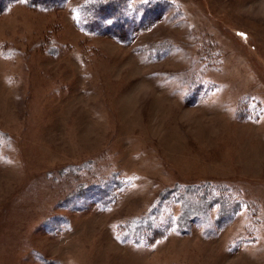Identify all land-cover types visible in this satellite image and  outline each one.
I'll use <instances>...</instances> for the list:
<instances>
[{
    "label": "rangeland",
    "instance_id": "rangeland-1",
    "mask_svg": "<svg viewBox=\"0 0 264 264\" xmlns=\"http://www.w3.org/2000/svg\"><path fill=\"white\" fill-rule=\"evenodd\" d=\"M83 1L0 14V264H264V0H131L128 42ZM202 183L242 208L119 232Z\"/></svg>",
    "mask_w": 264,
    "mask_h": 264
},
{
    "label": "trees",
    "instance_id": "trees-1",
    "mask_svg": "<svg viewBox=\"0 0 264 264\" xmlns=\"http://www.w3.org/2000/svg\"><path fill=\"white\" fill-rule=\"evenodd\" d=\"M66 1L0 0V14L8 12L16 2H25L30 8L44 10L57 8ZM130 3L131 0H84L77 5L79 23L89 32L108 33L116 40L128 42L134 34L135 24L132 18L138 11ZM169 4V0H144L139 10L142 9L144 14H151L152 11L158 10H148L150 6L163 9ZM203 58L208 65L212 63L209 55H203ZM195 87H202L201 82ZM225 192L224 189H218L209 183L166 188L148 212L124 225L120 224L118 230L120 233L125 232L124 236L133 235L138 243L154 244L165 237L173 224L184 230L190 227L191 221L205 222L210 218L212 210H217L216 220L238 212L242 208L241 201ZM177 203L180 204V210L178 216L174 217L172 206Z\"/></svg>",
    "mask_w": 264,
    "mask_h": 264
}]
</instances>
